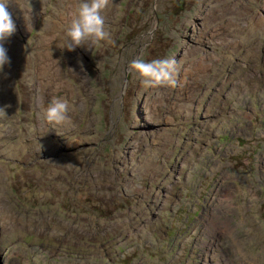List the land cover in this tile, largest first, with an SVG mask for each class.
<instances>
[{
    "label": "rangeland",
    "instance_id": "1",
    "mask_svg": "<svg viewBox=\"0 0 264 264\" xmlns=\"http://www.w3.org/2000/svg\"><path fill=\"white\" fill-rule=\"evenodd\" d=\"M78 3H8L7 264H264V0H110L109 37L61 49ZM139 58L175 60V83L145 88Z\"/></svg>",
    "mask_w": 264,
    "mask_h": 264
},
{
    "label": "clouds",
    "instance_id": "2",
    "mask_svg": "<svg viewBox=\"0 0 264 264\" xmlns=\"http://www.w3.org/2000/svg\"><path fill=\"white\" fill-rule=\"evenodd\" d=\"M110 0H79L74 11L70 14V25L65 32V40L61 49L74 51L77 47L92 50L101 41L109 37L105 30V20L101 15ZM9 0H0V72L10 63L4 43L16 32V25L12 14L8 11ZM175 60L153 59L145 61L143 58L133 60L128 69L140 78L145 88H158L174 84L173 73ZM6 107H0V121H8ZM69 104L62 99H53L39 118L51 125H60L70 121L68 115Z\"/></svg>",
    "mask_w": 264,
    "mask_h": 264
},
{
    "label": "bare ground",
    "instance_id": "3",
    "mask_svg": "<svg viewBox=\"0 0 264 264\" xmlns=\"http://www.w3.org/2000/svg\"><path fill=\"white\" fill-rule=\"evenodd\" d=\"M260 20V23H258L257 24V26L259 27H257V31H260V29H261V24H262V20L261 19H259ZM54 21V20H53ZM211 22V21H210ZM214 22V21H213ZM53 23V22H52ZM252 31H255V30H253L252 29ZM257 33V32H256ZM253 35V34H252ZM256 35V34H255ZM253 37V36H252ZM199 65V72H202L203 71V69L202 68H205V66H203L202 64H198ZM7 66V65H6ZM5 66V67H6ZM3 72H5L4 70H3ZM11 72V71H10ZM203 73V72H202ZM12 74V73H11ZM11 77V76H10ZM14 77V76H13ZM4 79V78H3ZM7 80V79H6ZM259 84V83H258ZM250 86V85H249ZM255 86V85H254ZM253 86V87H254ZM258 86V85H257ZM256 87V86H255ZM247 88V87H246ZM260 88V87H259ZM250 89V88H249ZM252 89V88H251ZM250 89V90H251ZM8 90V89H7ZM247 91H248V88H247ZM251 91H254V89H252ZM255 92V91H254ZM19 103V102H18ZM150 109V108H149ZM64 129H65V127H64ZM8 134V133H7ZM3 137V136H2ZM228 146H230V145H228ZM187 147V146H186ZM198 148H200V147H198ZM231 149V148H230ZM197 150V149H196ZM248 152H249V150H248ZM251 152V151H250ZM250 152H249V154H250ZM252 153V152H251ZM251 155V154H250ZM196 156H197V153H196ZM192 157V156H191ZM192 160V159H191ZM189 161V160H188ZM188 161L186 162V163H188ZM186 165H188V164H186ZM191 166V165H190ZM260 166H261V164H260ZM264 166V165H263ZM264 172V171H263ZM202 174V173H201ZM206 176V175H205ZM259 177V176H258ZM192 179V178H191ZM258 179H261V178H258ZM204 181V180H203ZM222 182V181H221ZM223 183V182H222ZM224 184L226 185V183L224 182ZM223 184V185H224ZM222 186V185H221ZM227 186V185H226ZM226 186H224L225 188H226ZM219 188V187H218ZM220 189H222V188H220ZM218 192V191H217ZM227 192V191H226ZM225 192V190H223V194H224V198H226V197H228L230 194L229 193H226ZM218 194V193H217ZM216 194V195H217ZM222 195V194H221ZM231 197V196H230ZM214 198V197H213ZM212 198V199H213ZM229 198V197H228ZM227 199V198H226ZM222 200V199H221ZM218 201V200H217ZM212 204V203H211ZM220 204H221V202H220ZM223 204V203H222ZM216 205V204H215ZM221 206V205H220ZM223 207V206H222ZM221 207V208H222ZM220 208V209H221ZM225 208V207H224ZM210 210V209H209ZM218 210H219V208H218ZM213 211H215V210H213ZM221 212H223V211H221ZM216 213V212H215ZM238 213V212H237ZM1 214V213H0ZM218 214V213H217ZM221 215V214H220ZM239 215V214H238ZM216 216V215H215ZM218 216V215H217ZM223 217V216H222ZM218 219H220L219 218V216H218ZM218 219H216V220H218ZM211 222V221H210ZM215 222V221H214ZM210 225V224H209ZM213 225V224H212ZM215 225V224H214ZM227 225V224H226ZM228 227V226H227ZM225 228V227H224ZM216 229V228H215ZM212 231V230H211ZM216 232V231H215ZM218 237V236H217ZM227 237V239H231L232 238V236H226ZM235 238V237H234ZM232 240V239H231ZM232 242V241H231ZM245 242V241H244ZM243 242V243H244ZM213 243V242H212ZM241 243V242H240ZM236 246V250H237V252H239V253H241V254H244L245 252H243V246L242 245H240L237 241H235L234 240V244H233V246ZM233 246H231L232 248H234ZM244 249H245V247H244ZM246 250V249H245ZM232 251H234V250H232ZM252 251V250H251ZM235 252V251H234ZM254 253V252H253ZM246 254V253H245ZM247 255V254H246ZM248 255H249V253H248ZM250 255H252V254H250ZM245 257V256H244ZM252 257V256H251ZM241 258V257H240ZM243 259V258H242ZM247 259V258H246ZM257 259V258H256ZM260 259V258H259ZM258 259V261H260ZM263 259H264V257H263ZM262 259V260H263ZM0 261L2 262V264H7V262H6V258H5V256H4V252H1L0 251ZM248 261V260H247ZM249 262V261H248ZM261 262H263V261H261ZM250 263V262H249ZM253 263V262H252ZM259 263V262H258Z\"/></svg>",
    "mask_w": 264,
    "mask_h": 264
},
{
    "label": "water",
    "instance_id": "4",
    "mask_svg": "<svg viewBox=\"0 0 264 264\" xmlns=\"http://www.w3.org/2000/svg\"><path fill=\"white\" fill-rule=\"evenodd\" d=\"M0 264H2V262L0 261Z\"/></svg>",
    "mask_w": 264,
    "mask_h": 264
}]
</instances>
